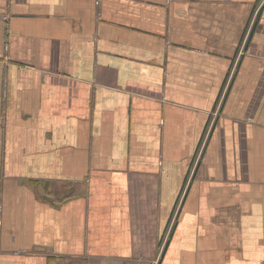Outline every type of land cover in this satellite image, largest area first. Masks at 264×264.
I'll use <instances>...</instances> for the list:
<instances>
[{
    "label": "crops",
    "instance_id": "0c3cea01",
    "mask_svg": "<svg viewBox=\"0 0 264 264\" xmlns=\"http://www.w3.org/2000/svg\"><path fill=\"white\" fill-rule=\"evenodd\" d=\"M0 264H264L263 0H0Z\"/></svg>",
    "mask_w": 264,
    "mask_h": 264
},
{
    "label": "built area",
    "instance_id": "2783aa9c",
    "mask_svg": "<svg viewBox=\"0 0 264 264\" xmlns=\"http://www.w3.org/2000/svg\"><path fill=\"white\" fill-rule=\"evenodd\" d=\"M263 2H264V0H263Z\"/></svg>",
    "mask_w": 264,
    "mask_h": 264
}]
</instances>
